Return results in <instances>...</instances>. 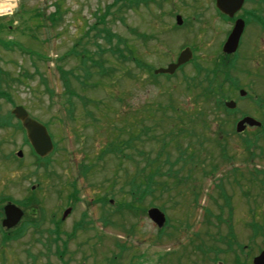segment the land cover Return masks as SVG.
I'll return each mask as SVG.
<instances>
[{
	"label": "rangeland",
	"instance_id": "rangeland-1",
	"mask_svg": "<svg viewBox=\"0 0 264 264\" xmlns=\"http://www.w3.org/2000/svg\"><path fill=\"white\" fill-rule=\"evenodd\" d=\"M0 1L10 4L9 10L0 13V223L5 203L19 205L32 195L36 201L23 208L24 225L20 223L10 231L0 228V264H92L93 259L81 245L90 234L82 237L79 231L74 241L66 246L62 243V233L68 232L71 223L89 208L91 218L97 213V231L119 244L123 242L125 250L134 248L143 258L140 264H165L167 255L171 257L169 262L180 256L182 264H194L190 256L196 255V264H202L204 251L209 254L213 246L225 250L226 244L218 241L228 236V240L235 238L241 246L246 245L240 254H249V248L254 253L262 247L264 200L260 198L254 205L249 197L264 193V136L258 135L261 142H257L252 132L235 135L237 116L214 109L212 98L202 95L198 88L214 81L226 84L232 82L231 77L237 83L239 80V87L250 97L243 100L235 92L218 102L239 100L242 111L261 121L264 104L258 108L252 101L259 96L264 99V80L251 73L256 70L255 61L245 64L243 73L238 72L241 63L227 78L219 73L227 65L221 44L228 25L217 15L214 0ZM177 15L183 20L181 26L175 25ZM244 43L243 37L238 57L244 53ZM183 47L192 49V63L170 79H153L152 71L174 62ZM120 50L125 52L124 60L118 56ZM129 50L137 62L130 59ZM73 51H87V58L97 66L101 64L109 75L101 78L91 61L83 64L82 56ZM217 67L221 71L211 82L213 76L206 74ZM189 85L193 90L187 93ZM227 85L224 88H230ZM170 97L175 108L189 118L187 134L179 141L183 147L198 142L203 148L198 160L203 163L187 165L185 169L190 171L182 172L179 182L176 178H158L171 192L167 194L158 186L155 199H148L147 204L152 202L153 208L163 210L169 218L171 226L165 233L171 239L164 240L142 213L133 212L136 219L131 220L122 209L126 204L118 206L127 203L125 183L135 170L103 151L110 144L123 142L130 130L138 133L141 127H152L151 118L157 119L161 111L157 105L165 104ZM15 106L47 128L55 145L47 166L34 164L16 120L10 119L9 126L4 123L3 118L11 116ZM222 120L226 121L225 130H217ZM161 124L153 128V133L141 134L142 141L147 139L149 143L139 148L152 157L159 149L155 141L162 136L158 131L163 128ZM164 129L168 131L169 127ZM249 136L244 144L243 139ZM223 145L228 158L221 155ZM168 150V164L179 162L175 145L170 143ZM18 151L23 154L21 160L16 157ZM165 154L161 160L166 159ZM233 178L239 181L232 182ZM252 178H257L261 186ZM73 181L78 190V199L71 205L76 215L69 212L64 226L54 229L50 220L68 208V184ZM100 223L109 225L103 228ZM130 224L135 230L128 237ZM254 224L259 227L256 232L252 230ZM49 231H58V237L55 239ZM195 235L198 240L189 246ZM106 237L102 238L103 248L109 254L112 246ZM101 250L97 245V264L99 255L104 254Z\"/></svg>",
	"mask_w": 264,
	"mask_h": 264
},
{
	"label": "flooded vegetation",
	"instance_id": "flooded-vegetation-1",
	"mask_svg": "<svg viewBox=\"0 0 264 264\" xmlns=\"http://www.w3.org/2000/svg\"><path fill=\"white\" fill-rule=\"evenodd\" d=\"M214 7H215V0H214ZM215 10H216L217 15H219V17L221 19H223V21L228 25L227 26L228 29L225 30V32H226V35L224 37L225 40L222 42V44L228 39L236 21L240 20L243 23V27H242L243 30L241 33V37L239 38V42H238V46H237L236 51L234 53H231V54H222V56H223L222 58L225 60L224 62L227 64V65H225V67H226L225 71L228 72V76L230 75V72L232 71V69H235L234 67L236 65L239 66V63L242 64L241 65L242 67L240 66V68L238 69V72L243 73V72H245L244 71V67H245L244 65L250 61H255L256 62V70H254L251 73H252V75L257 77L258 79L264 80V0H243V3L241 5L240 9L231 17L220 13L216 7H215ZM243 37L245 40V43L243 46L244 47V53L242 56L238 57L237 54L239 53V51L243 45L242 44ZM252 50H254V53H252ZM251 73H249V74H251ZM247 75H248V73L246 74V76ZM230 79H233L232 83H231V86H232L231 88H233V89H231V90L233 91V93L237 92V95L239 97V92L242 90L239 87L241 84L239 83V80L237 83L235 78L231 77ZM249 97H250L249 95H246V97L243 96V97H240V99L244 100V99H247ZM253 102H255V104ZM252 104L255 107L261 108V104H264V99L261 98L260 96H259V98L256 97V100L252 101ZM240 105H241V102H239V100L238 101L235 100V108L232 111H229V113H230L228 115L229 117L237 116L235 118L236 120H234V123H233L234 127L236 126V124L241 119L249 116L244 111L241 110ZM252 119L257 121L260 125L259 126L247 125V126H245V130L243 132L255 133L256 134L255 141L261 142V137H259L258 135L263 134V136H264V119L261 121L258 118L257 119L252 118ZM223 122H224L223 128L225 130L226 121H223ZM258 131H259V134H258ZM249 139H251L250 136L248 138L245 137L242 142L244 144H246L247 140H249ZM262 141H264V138H262ZM68 185H69L71 191L68 193L69 198H68V201H66L67 202L66 205H67L68 209H70V214H73V216H74V215H76V210H75L74 206H71V205H72L73 201L75 202V200L78 199V197H77L78 190L76 188L77 184L73 181V182H69ZM236 187H240V184L236 185ZM260 198L264 200V193H263V196H261V195H258L256 192L253 194V196H251V199L249 197V201H251L252 204L256 205V203H257L256 200H260ZM90 209L91 208L84 210V212L81 213L79 215V217H77V220L73 221L71 223L70 230L68 232L64 231L62 233V235L65 236L64 237L65 240H63L62 243H64L66 246L67 242L74 241L76 239L77 233L79 231H81L82 237L83 236L85 237V235H87V234L91 235V237L88 240H85L83 238L81 245L84 248V250L87 253H89L90 257L93 259L92 264H97V245L102 248L101 252L102 253L104 252V254L99 255V256H101L100 257V259H101L100 264H140V262L143 258L139 256V253H137V251L135 254L134 248L125 250L126 247L123 244V242H122V244H119V242L116 239L106 237L105 235L100 234V232L97 231V213H96V216L94 218H91V216L88 213V211H90ZM135 209H137L138 212L142 213V216H146L145 213L147 210L144 211V209L142 207L136 206L135 202H133V199H130L129 200V206L126 208V212H127L128 217L131 220L136 219L134 214H133V212H135ZM71 210H73V212ZM31 214L36 215L35 212H33ZM24 217H26L25 212L23 214V217L21 218V222H24ZM54 217L55 218H52L50 220L51 226L54 229H58L61 226H64L65 221L68 220L67 219L68 217L65 219H62V214H60L59 216L58 215L54 216ZM168 219L166 220V223L163 226V228H161V229L156 228L159 232L160 238L164 239V240L171 239V238H168L169 234L165 233V232H167V231H165V229L168 226H171ZM21 225H24V224L21 223ZM108 225L109 224L102 223L100 226H102L104 228L105 226H108ZM134 230H135V225L130 224L129 227L127 226V233L128 234H126V235L128 237L133 236ZM252 230H253V232H256L257 230H259V227L256 224H254L252 226ZM20 233H22V229H21ZM49 233L54 234L55 239L58 237V231H49ZM103 237L108 238L109 239L108 241H110V243H111L112 249L108 251L109 254H106L105 252H107V250H105L103 248V247H106L102 241ZM228 237L226 238V240H222L219 238V241H218V243H221V241H222V243L226 244L225 250H224V248H222L223 250H220L218 248H214V246H213V248H211L209 254L206 253L205 255L202 256V260L200 261V263H202V264H254V260L262 252H264V244H263L261 248H258L256 250L257 252L255 251L254 253H252V248H249V251H250L249 254H240L239 252H242V253L244 252L246 245L241 246V243H239V241H237L235 238L232 240H228ZM197 240H198V237H197V235H195V240H192L189 246L193 245V242H196ZM129 246H130V243L127 244V247H129ZM192 249H193V247H192ZM64 252L66 254V249H64ZM64 252H63V254H64ZM255 253H257V254H255ZM124 255H126L127 258ZM190 258L195 259L194 260L195 263L193 262L194 264H196V262L198 263V260L196 259L197 258L196 255L194 257L190 256ZM170 259H171L170 255H167L164 258L163 262H166L165 264H182V262H183L181 260L180 256L175 258L173 262H169ZM30 264H35V262H31ZM83 264H87V262L83 261Z\"/></svg>",
	"mask_w": 264,
	"mask_h": 264
},
{
	"label": "trees",
	"instance_id": "trees-1",
	"mask_svg": "<svg viewBox=\"0 0 264 264\" xmlns=\"http://www.w3.org/2000/svg\"><path fill=\"white\" fill-rule=\"evenodd\" d=\"M88 35L89 33L87 34V36ZM95 45L97 46V44ZM123 53H125L123 52V50H120L118 53L119 54L118 56L120 57L121 60L125 59ZM73 54L76 56L78 55L82 56L81 60L83 64L86 63V60L91 61L93 64L92 66H95L98 68L97 72H98V75L101 76V78H104L109 75L107 69H105L101 64L97 66V64H95L96 62H93L90 58H87L89 54L87 51H84L82 53L80 52L78 54L75 51H73ZM129 57L130 59H133V62H137V58H135V56L133 55V52L130 50H129ZM200 70L201 69L198 68V70H196L197 73ZM219 71H221L220 68L218 67L213 68L211 72H207L206 76L212 75L213 78L216 79L217 72ZM219 73H221L223 76L222 72H219ZM224 77L225 78L228 77L227 72H226V75H224ZM213 81L214 79H212L211 82ZM209 82L210 80H207V83ZM215 82L216 81H214L213 83H209L205 88L200 87L198 89L202 91L201 92L202 95L206 94L207 97L212 98L211 102L213 103L214 109L219 111V108H221V110L223 109L222 104L219 103L218 101L220 100L219 98L223 96L222 89L224 87L223 86L224 84L222 82H216V83ZM190 85L194 86L195 84L193 82H190ZM190 85L186 86L187 93H190L193 90L191 89ZM194 90H197V89L194 88ZM172 102L173 100L170 97L169 101H167L165 104L157 105V109L161 111L157 119L151 118L153 120L150 124L152 127H141L138 133H131V130H130L126 139L122 140L123 142L120 141L115 144H110L103 151V154H110L113 157L115 156L121 165L125 164L122 162H126L134 167L135 171L133 172L131 178L129 179L127 177V181L125 183V187L127 188V190L124 191L125 193H127V195H129V197L133 198V202L138 201L139 204H141L148 197L150 201H153L155 199L154 194L158 192V189H157L158 186L162 188L161 190H164L165 192H167V194L170 193L171 190L170 189L166 190V186H164V183L160 184V180H158V178H176V182H179L180 180H178V178H181L180 174L184 171H186L187 173L188 171H190L189 168L185 169L187 165L188 166L191 165L192 167H194L195 165L198 166V165H202L203 163L202 161L198 160L200 158L199 156L200 152L202 153L201 150H203L201 146H198L199 145L198 142L196 146H193L189 144L188 142L183 147L181 142L179 141L182 135L187 134L186 127H188L189 125V118H187L188 115L186 116V113L183 110L179 108H175V105ZM214 109L213 107L211 108L213 112H214ZM176 112H179L178 117L175 114ZM3 119H4V123H7V125L9 126L10 119H13V118L11 116H7ZM177 120L179 121V123L177 122ZM2 121L3 120H1L0 122ZM160 123H162L161 126H163V128L159 129L158 131H160L162 136L158 138L157 140L154 138L156 140L155 142L159 145V149L154 153L155 157L153 156L154 159H152L153 157L151 154H146L143 151H141L142 149L139 148V146L147 145L149 143V140L147 139L145 141H142L141 134H146L148 132L153 133L154 132L153 128L154 127L157 128L156 126L160 125ZM165 126L169 127L168 131L167 129H164ZM223 126H224V122L222 120V126H219V129L217 128V130H220V129L222 130ZM17 127L22 131V128L20 126L17 125ZM170 143L175 145L176 157L177 159L180 160L179 162L174 163V164H168L170 162L169 161L170 158L168 157V155L170 156V154L168 153L169 151L168 145ZM164 153H166L165 154L166 159L161 160L160 158ZM31 154L35 158L34 164L36 166L44 165V163H46L45 164L46 166L48 165L47 163L48 160H41L37 158L33 153ZM221 155L223 158H225L226 156V149L224 148V145L221 149ZM167 158L169 159L167 160ZM46 166H43V168H46ZM261 174H263L262 178H264V173H261ZM123 189L124 188H122V190ZM221 190L223 191L222 188ZM20 204L23 207L27 208L33 204V200L31 199L26 202L22 201L20 202ZM150 204H152V202ZM127 205L128 204H126V206Z\"/></svg>",
	"mask_w": 264,
	"mask_h": 264
},
{
	"label": "water",
	"instance_id": "water-1",
	"mask_svg": "<svg viewBox=\"0 0 264 264\" xmlns=\"http://www.w3.org/2000/svg\"><path fill=\"white\" fill-rule=\"evenodd\" d=\"M243 0H215V4L217 9L227 15L233 16L241 7ZM181 17L177 16L175 18V22L178 26L182 24ZM243 23L240 20H237L232 32L230 33L228 39L223 45L222 52L224 54H231L234 53L237 49L239 38L241 37ZM192 58V53L189 48H185L183 51L181 50L176 62L173 64L168 65L165 69H158L154 71V75H173L175 70H177L182 65L189 62ZM245 93L240 91V96H244ZM226 108L233 109L235 107V103L228 102L225 104ZM12 115L19 120L26 129V136L32 147L34 153L43 158L51 153L52 151V143L50 137L45 129L44 126L37 123L34 120L28 119L27 112L20 106L15 107L12 110ZM245 125L249 126H259L260 124L255 122L251 118H244L236 125V132L241 133L245 130ZM17 156L19 158L22 157V153L18 152ZM4 218L1 221V226L5 229H11L15 227L22 217V212L19 208H17L13 204H6L3 207ZM69 210L65 211L63 214V219L67 216ZM148 217L152 222H154L159 228H161L164 224V216L163 214L158 211V209L152 208L148 210ZM254 264H264V252L254 260Z\"/></svg>",
	"mask_w": 264,
	"mask_h": 264
},
{
	"label": "bare ground",
	"instance_id": "bare-ground-1",
	"mask_svg": "<svg viewBox=\"0 0 264 264\" xmlns=\"http://www.w3.org/2000/svg\"><path fill=\"white\" fill-rule=\"evenodd\" d=\"M9 8H10V4H6V3L4 4V3H1L0 1V13L9 10Z\"/></svg>",
	"mask_w": 264,
	"mask_h": 264
}]
</instances>
